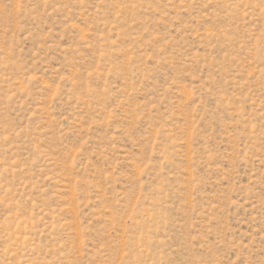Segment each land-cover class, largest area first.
<instances>
[{
  "label": "rangeland",
  "instance_id": "obj_1",
  "mask_svg": "<svg viewBox=\"0 0 264 264\" xmlns=\"http://www.w3.org/2000/svg\"><path fill=\"white\" fill-rule=\"evenodd\" d=\"M0 264H264V0H0Z\"/></svg>",
  "mask_w": 264,
  "mask_h": 264
}]
</instances>
